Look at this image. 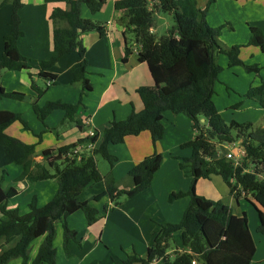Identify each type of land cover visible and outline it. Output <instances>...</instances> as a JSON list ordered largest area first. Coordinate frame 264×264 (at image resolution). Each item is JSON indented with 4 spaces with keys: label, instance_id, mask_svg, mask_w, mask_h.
<instances>
[{
    "label": "trees",
    "instance_id": "obj_1",
    "mask_svg": "<svg viewBox=\"0 0 264 264\" xmlns=\"http://www.w3.org/2000/svg\"><path fill=\"white\" fill-rule=\"evenodd\" d=\"M238 1V0H232ZM214 0H209L204 10L199 11L195 0H120L114 5L115 10L126 12L127 29L133 34L139 44L138 60L145 63L153 85L141 87L137 93L143 104L139 113L132 112L122 121H112L109 127L93 137L79 139L75 144L45 150L42 152L41 163L32 164L29 158L34 153V146L25 144L5 133L6 128L15 122H20L25 130H29L21 116L7 111L0 112V171L9 165L22 166L20 179L34 183L55 179L58 189L53 198L44 206L37 205L36 198L28 204V212L20 215L17 210H8V200L17 195L13 187L2 188L0 177V264H10L19 260L20 264H57L54 241L57 225L62 229V248L70 257L69 243L75 241L76 230L68 226V217L81 212L88 225L99 219V211L88 201H79L78 196L88 187L103 182L105 190L94 196L97 202L108 196L114 201L119 196L130 199L150 187L152 178L162 164V156L157 153L146 157L129 175L134 186L131 190H117L111 170L117 161L109 149L113 145L124 143L127 137H136L143 132L150 134L152 145L155 146L164 136L163 113L183 114L188 117L196 133L193 140L181 147L190 149V157L180 159L179 167L191 178L186 192L171 194L168 202L172 203L182 198H188L189 203L177 223H167L161 227L153 245L147 250L145 258L137 255L128 256L125 260H113L112 264H151L158 259V264H250L255 252V245L248 227L245 214L237 217L231 209L220 201H211L196 193L195 187L199 179H209L219 176L229 189V194L235 199L250 196L262 210L256 209L259 218L257 234L264 233V180L258 178L264 174V136L262 130L253 129L251 123L239 124L231 122L226 125L220 116L214 102V88L222 67L216 57L224 55L228 68L242 67L246 72L259 74L257 65H245L240 59V50L244 46H232L225 50L217 42L222 27L213 28L206 22V13ZM10 3L12 12L9 20V33L3 39V52L0 58V73L2 71L29 70V62L24 58L17 46L22 36L20 29L19 10L22 0H4ZM105 4V0H69L68 9H55L51 15L53 24L57 20L64 21L65 28L53 31V56L40 62L37 77L54 85L56 76L49 72L65 54L77 51L80 63L79 72L74 80L82 82L83 91L88 92L91 86L86 79L85 49L80 36L96 32L105 36L104 28L90 20L81 18L82 6L95 14ZM159 13L169 14L174 26L165 36L156 39L150 32ZM246 46L258 47L264 53V36L258 28H249V41ZM130 54L125 49L123 62ZM31 89L39 97L43 92L35 86L32 75ZM247 100H253L264 108V82L251 87L245 93ZM26 96L17 92H6L0 85V100L10 99L25 101ZM240 106L237 104L235 106ZM32 109L37 119L42 123L54 110L65 111L62 122L78 123L79 104L70 105L60 102H50L43 107L36 103ZM205 120L203 124L201 120ZM235 131V136L231 135ZM241 141L245 158L237 165L227 162L225 158L216 157L214 142L221 143ZM94 144L93 149L82 154L81 159L71 158L78 144ZM96 157H101L109 165V172L102 176L96 165ZM253 167V172L248 168ZM108 212V206L103 208ZM180 232L182 245L186 253L170 249L172 235ZM42 239L33 257H30L31 244Z\"/></svg>",
    "mask_w": 264,
    "mask_h": 264
},
{
    "label": "crops",
    "instance_id": "obj_2",
    "mask_svg": "<svg viewBox=\"0 0 264 264\" xmlns=\"http://www.w3.org/2000/svg\"><path fill=\"white\" fill-rule=\"evenodd\" d=\"M68 1L22 0L23 5L18 12L22 36L17 46L20 54L28 60L30 68L27 71L0 73V85L6 92H17L27 97L25 101L0 100V112L19 114L28 126L29 130H25L20 122H15L6 128L5 133L34 146V153L29 158L30 169L33 167L32 164L41 163L43 151L75 144L79 139L87 137L90 131L100 133L109 127L112 121H122L132 112H141L143 104L137 90L153 85L146 64L138 60L140 46L127 29L126 12L114 8L115 3L120 0H105L102 9L95 14H92L85 6H82L80 10L81 18L93 21L105 30L104 37L96 32L80 36L85 49L87 62L85 77L91 86L90 91L84 92L82 82L74 80L80 69L77 51L62 56L49 70L56 76L54 85L38 78L40 62L47 61L53 56L55 26L67 27L61 20H57L54 25L51 15L55 9L66 11ZM195 1L197 9L202 11L209 0ZM3 2L4 0H0V58L3 52V39L9 33L12 12L11 4ZM156 19H161L159 14ZM205 19L210 27H222L217 37L221 48L228 50L232 46H244L239 55L242 62L248 66L257 65L260 69L258 75L255 73L246 75L240 66L228 68V61L224 55L217 58L216 61L222 67V72L230 70L233 79L236 81L242 79V82H246L244 91L239 92L246 93L249 88L264 82V53L258 47L246 46L249 41L250 27L260 29L264 36V0H214ZM155 22L150 32L158 40L166 34L157 37L158 29ZM169 29L167 28L165 33ZM126 48L130 50V54L127 61L123 62ZM29 74L32 75L37 89L43 92L39 97L31 89ZM50 102L79 104L78 123L62 124L65 111L61 109L52 111L41 123L32 109V104L36 103L39 107H43ZM245 105L243 104L242 107ZM246 109L252 114L245 119L233 122L254 124L256 127L253 129L262 130V136H264V108L252 102L247 103ZM217 110L221 116L222 112ZM201 122L206 124L203 119ZM163 125L164 136L155 146L152 145L150 134L143 132L136 137H127L122 144L110 147V153L117 159L111 170L117 190L128 191L133 188L134 182L129 172L146 157L153 153L160 154L162 164L154 174L150 187L130 199H122L115 207L108 196L102 197L97 202L92 201L94 196L105 190L103 182L86 188L78 196L79 201H88L99 211V219L88 225L81 212L70 216L68 225L76 230V239L80 242L81 248L71 241L69 250L73 258L65 257V259L63 256L65 263L112 264L113 260H125L134 254L145 258L147 250L153 245L161 227L167 223L180 221L189 199L186 197L169 203L168 198L171 194L186 192L189 188L191 178L185 172L186 170L180 169L179 163L180 159L189 158L191 152L190 149L181 146L193 140L196 133L190 119L183 114L174 115L169 111L164 112ZM237 142L241 143L240 140ZM242 150L245 153L243 147ZM244 158L245 156L241 158L242 161ZM22 170V166L9 165L4 171H0L2 188L5 189L4 184H8V187H13L17 192L14 198L8 200L6 208L17 210L20 215L28 212V204L33 197L36 198L37 205L42 207L53 198L58 189L55 179L34 183L20 179ZM248 172H253V167H249ZM99 173L102 176L107 174H102L100 171ZM258 178L264 180V174H259ZM195 190L198 195L211 201L222 202L237 217L246 215L255 245L250 264H264V233L256 232L259 226L257 211L262 209L257 204L254 208L252 198L241 196L235 199L229 194V189L222 179L215 175L207 180L199 179ZM105 206H108L106 213L103 211ZM56 229V238L59 239L60 244L61 233L58 225ZM41 242L42 239L34 242L36 246L33 255ZM1 244L2 241H0ZM172 244L173 249L170 247L167 252L169 255L174 251L188 252L182 245L180 232L172 235ZM12 263L14 262L10 264Z\"/></svg>",
    "mask_w": 264,
    "mask_h": 264
},
{
    "label": "rangeland",
    "instance_id": "obj_3",
    "mask_svg": "<svg viewBox=\"0 0 264 264\" xmlns=\"http://www.w3.org/2000/svg\"><path fill=\"white\" fill-rule=\"evenodd\" d=\"M159 16L161 17V19L155 20L156 21L155 23H156L157 29H158L157 34H156L157 37L165 35L166 29L167 28L171 29V27L174 26V22L172 20L171 15L159 13ZM220 56L221 55L217 56L216 60ZM244 72L246 73V75L252 74V73L246 72L245 70H244ZM245 87H246V82L245 83L242 82V79H239L238 81L233 79V76H232L230 70L225 71V72H221L220 75L218 76V81L216 82L215 88H214L213 102H214L216 108L219 109L220 112H222L221 116H222V119L226 125H229L231 122L237 121L238 119H245L247 116L252 114L251 111H248L246 109V106H247V103H252L254 101L253 100H247L244 97L245 92H239V91H244ZM237 104H239L240 106L235 108V106ZM243 104H246L245 107H242ZM236 109L237 110L240 109V110L237 111ZM203 124H205V122ZM252 125H253V127H256V125H254V124H252ZM231 135L235 136V131H231ZM214 143H215L216 149L219 150L220 143H218V142H214ZM234 143H236V142H234ZM96 165H97V169L102 174H106L109 171L108 163L105 160H103L101 157H96ZM4 187L7 188L8 184H4ZM122 199H127V198L125 196H119V197L115 198L113 201V207H115L118 204V202H121ZM69 218L70 217H68V220H67L68 224L70 223V220H71ZM76 218H78V217H76ZM58 226L60 228L61 241L59 244V239L56 238L55 242H54V247L56 248V251H57L56 261H57V264H67L63 261V256H64V258L66 257L67 259H71V258H73V256L71 255L70 257H67L66 254L64 253V250L62 248V229H61L60 225H58ZM70 229H72V228H70ZM34 242L30 246L29 255H33V252H34V249L36 246V243H34ZM72 242L76 243L78 248H81V244L79 241H77V239L75 241H72ZM172 245H173L172 242H170L171 249H173ZM0 251H1V245H0ZM11 262H14L12 264H20V261H18V260H13ZM16 262H19V263H16ZM89 263H90V260H89ZM94 264H95V262H94ZM97 264H99V263H97Z\"/></svg>",
    "mask_w": 264,
    "mask_h": 264
},
{
    "label": "built area",
    "instance_id": "obj_4",
    "mask_svg": "<svg viewBox=\"0 0 264 264\" xmlns=\"http://www.w3.org/2000/svg\"><path fill=\"white\" fill-rule=\"evenodd\" d=\"M49 85V83H47ZM95 135L94 131H90L88 133V137H93ZM94 147V144L92 143H86V144H78L76 148L73 150V153L71 154V158L75 160H80L82 154L89 153ZM245 156V153L242 150L241 143L239 142H231L230 140H226L220 143L219 150L216 152L217 158H225L227 162H230L233 164V166H237L242 162V159ZM159 260L154 259L151 264H158ZM192 264H196L195 261L192 262Z\"/></svg>",
    "mask_w": 264,
    "mask_h": 264
}]
</instances>
